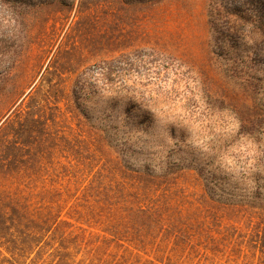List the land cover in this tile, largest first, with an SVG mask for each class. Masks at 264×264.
<instances>
[{
	"label": "rangeland",
	"instance_id": "374dc122",
	"mask_svg": "<svg viewBox=\"0 0 264 264\" xmlns=\"http://www.w3.org/2000/svg\"><path fill=\"white\" fill-rule=\"evenodd\" d=\"M210 3L0 0V160L17 159L0 162V177L27 163L29 209L43 207L50 183L79 174L70 162L111 160L115 145L139 175L168 172L160 189L191 209L204 208L206 183L222 205H243L220 207V233L195 240L190 263L264 264L252 247L264 228V11L220 52ZM107 64L109 79L87 76L74 97L79 77ZM27 114L29 132L17 123Z\"/></svg>",
	"mask_w": 264,
	"mask_h": 264
},
{
	"label": "trees",
	"instance_id": "16d2710c",
	"mask_svg": "<svg viewBox=\"0 0 264 264\" xmlns=\"http://www.w3.org/2000/svg\"><path fill=\"white\" fill-rule=\"evenodd\" d=\"M261 11L264 0H212L208 16L214 45L224 52L225 45L236 44L238 34L253 27V16ZM112 72L113 68L107 64L84 73L86 77L80 76L73 87L74 97L79 98L85 90L89 76L107 80ZM32 120L34 117L27 114L19 117L17 123L29 132L27 123ZM35 121L41 123L43 135H52L47 131V117L42 119L39 115ZM112 138L117 142L115 133ZM10 143L14 148L23 144L15 136ZM111 148L116 152L111 160L101 162L91 152L93 155L88 159L78 160L74 165L70 162L69 167L77 166L79 174L76 177L65 174L62 188L50 183L45 191L46 203L34 211L24 202L29 180L27 163L19 160L23 168L18 167L14 173L3 172L5 175L0 177L3 264H204L190 263L186 251H196L195 240L220 233L212 226L220 207L236 209L243 205H222L213 187L206 183L204 208L195 205L199 207L191 209L183 200L178 203L172 197L175 189H160L162 182H170L168 172L143 177L138 170L128 167L125 152L115 145ZM11 161L0 160L1 166L16 163L17 159ZM119 172L125 175L118 176ZM181 195H185L184 190ZM254 237L252 247L264 257V228ZM205 255L200 253L198 259Z\"/></svg>",
	"mask_w": 264,
	"mask_h": 264
}]
</instances>
